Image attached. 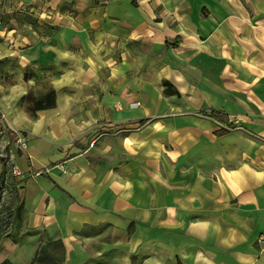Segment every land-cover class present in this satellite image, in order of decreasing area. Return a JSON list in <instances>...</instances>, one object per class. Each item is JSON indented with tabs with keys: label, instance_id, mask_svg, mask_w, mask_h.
<instances>
[{
	"label": "crops",
	"instance_id": "0c3cea01",
	"mask_svg": "<svg viewBox=\"0 0 264 264\" xmlns=\"http://www.w3.org/2000/svg\"><path fill=\"white\" fill-rule=\"evenodd\" d=\"M101 15L103 48L120 55L105 65H162L179 97L145 81L112 99L105 84L86 86L69 112L3 124L17 144L3 137L0 165L18 168L25 226L53 235L26 251L60 241L63 264H264V0H110ZM198 85L218 98L199 93L196 108L218 107L246 129L217 134L181 110V88Z\"/></svg>",
	"mask_w": 264,
	"mask_h": 264
},
{
	"label": "rangeland",
	"instance_id": "374dc122",
	"mask_svg": "<svg viewBox=\"0 0 264 264\" xmlns=\"http://www.w3.org/2000/svg\"><path fill=\"white\" fill-rule=\"evenodd\" d=\"M109 2L0 0V108L9 107L8 112L14 113L12 116L10 113L8 118L0 110V143L6 137L3 124L6 125L8 121L12 128H16L14 122H21L22 115L26 116V120H38L39 111L44 110H37L36 102L51 91L54 92V107L45 110L61 113L74 109L73 103L77 105L82 102L86 86L103 91L102 86L105 84L109 87L111 99L123 85L128 87L129 84L142 81L150 84L152 91H158L159 88L163 91L162 65L158 68L154 65L157 70L143 69L139 64L130 70L110 68L107 63L105 65L109 56L114 61L112 65L120 60L118 53L106 54L107 37L111 29L106 19V26L103 25L101 14ZM114 25L115 28L120 27L116 23ZM113 37L114 40L118 38L115 34ZM112 44L116 48L120 42L113 41ZM131 56L136 58L137 55ZM140 56L143 57L142 54ZM196 88L189 91L181 88V98L175 102L181 110L203 116L217 134L238 128L246 129V124L241 123V120L231 118L218 107L196 108L200 94L212 97L209 103L216 102L218 98L209 91L201 90V85ZM231 95L226 93L224 97L231 100ZM73 98L75 102H72ZM112 103L111 109L119 108L116 102ZM5 107L1 109L7 112ZM55 117L50 116L49 119L54 120ZM1 147L0 159L5 157V150ZM14 169L18 170L9 163H3L0 167V263L8 260L12 264H30L34 257L26 251L31 247L27 248L24 244L30 238L45 242L52 239L53 235L33 232L25 226L23 200L16 187L18 175L14 174ZM13 239L16 243H13ZM41 245L34 247L36 251Z\"/></svg>",
	"mask_w": 264,
	"mask_h": 264
},
{
	"label": "trees",
	"instance_id": "16d2710c",
	"mask_svg": "<svg viewBox=\"0 0 264 264\" xmlns=\"http://www.w3.org/2000/svg\"><path fill=\"white\" fill-rule=\"evenodd\" d=\"M163 94L165 96H177L179 93L177 90L167 81L162 83ZM37 103V110H45L54 107V92L47 93L43 98H41ZM6 134L9 138L11 144H17L15 139V134L7 130ZM13 243H16L13 239ZM65 258L64 246L60 241H52L49 244L42 245L40 249L36 251L35 257L30 264L41 263V264H63ZM0 264H12L8 260H4Z\"/></svg>",
	"mask_w": 264,
	"mask_h": 264
},
{
	"label": "built area",
	"instance_id": "2783aa9c",
	"mask_svg": "<svg viewBox=\"0 0 264 264\" xmlns=\"http://www.w3.org/2000/svg\"><path fill=\"white\" fill-rule=\"evenodd\" d=\"M133 105H137V103L133 104ZM18 144L21 145V147H25V145L23 144V142L21 140H18ZM14 174L19 175V171L17 169H14ZM257 244L259 245L260 252L262 253L264 251V238L262 236L258 237L256 240Z\"/></svg>",
	"mask_w": 264,
	"mask_h": 264
}]
</instances>
